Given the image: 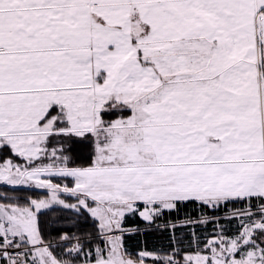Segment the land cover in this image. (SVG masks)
Returning <instances> with one entry per match:
<instances>
[{
    "label": "snow or ice",
    "instance_id": "6c2138e0",
    "mask_svg": "<svg viewBox=\"0 0 264 264\" xmlns=\"http://www.w3.org/2000/svg\"><path fill=\"white\" fill-rule=\"evenodd\" d=\"M0 264H264V0H0Z\"/></svg>",
    "mask_w": 264,
    "mask_h": 264
}]
</instances>
